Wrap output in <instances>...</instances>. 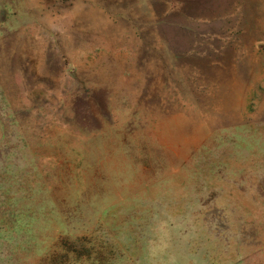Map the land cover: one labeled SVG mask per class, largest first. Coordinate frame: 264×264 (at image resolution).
I'll use <instances>...</instances> for the list:
<instances>
[{"label": "rangeland", "instance_id": "374dc122", "mask_svg": "<svg viewBox=\"0 0 264 264\" xmlns=\"http://www.w3.org/2000/svg\"><path fill=\"white\" fill-rule=\"evenodd\" d=\"M0 264H264V0H0Z\"/></svg>", "mask_w": 264, "mask_h": 264}]
</instances>
